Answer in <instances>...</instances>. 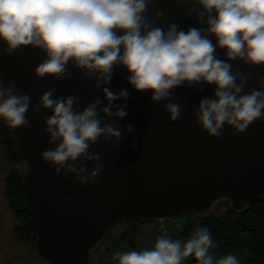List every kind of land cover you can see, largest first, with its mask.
I'll return each mask as SVG.
<instances>
[{
  "label": "clouds",
  "instance_id": "1",
  "mask_svg": "<svg viewBox=\"0 0 264 264\" xmlns=\"http://www.w3.org/2000/svg\"><path fill=\"white\" fill-rule=\"evenodd\" d=\"M153 0H0V45L12 54L21 47L38 49L44 58L35 67L37 78L54 80L71 76L68 67L83 70L85 78H95V88L104 97L93 100L82 110L75 95H54L45 91L31 105V96L20 94L15 83L0 79V120L10 128L26 127V113L50 110L44 121L48 143L41 159L59 173L65 169L80 177L81 183L94 178L101 166L87 175L85 167L74 163L81 158L99 160L90 153L92 145L103 137L120 138L122 132L105 118H123L124 105L114 101L129 96L127 88L118 93L107 85L114 68L122 66L126 80L138 92L150 90V100H168L173 89L211 85V96H204L193 113L195 123L208 137H220L223 129L244 132L252 122H264V79L245 92L249 75L233 69V62L246 66H264V0H191L202 27H166L154 23L147 12ZM163 13L157 11L155 18ZM223 49V58L218 56ZM203 91V87L198 88ZM169 118L181 116L178 103L165 105ZM132 131V125L127 126ZM218 247L211 231L197 225L186 240L173 239L161 232L154 245L142 249L116 251L117 264H184L194 258L196 264H240L235 254L217 257Z\"/></svg>",
  "mask_w": 264,
  "mask_h": 264
},
{
  "label": "water",
  "instance_id": "2",
  "mask_svg": "<svg viewBox=\"0 0 264 264\" xmlns=\"http://www.w3.org/2000/svg\"><path fill=\"white\" fill-rule=\"evenodd\" d=\"M191 6V0H153L147 15L164 27L173 22L185 30L202 27L189 11ZM157 11L163 13L159 18H155ZM3 47L0 79L5 85L15 83L20 94H29L32 106L50 88L56 89L57 96L75 95L80 110L96 99L102 101L101 108L106 103L101 89L93 86L95 78H85L83 70L69 66L67 79L37 78L34 69L44 58L40 50L25 46L6 55ZM223 51L218 49L221 58ZM233 69L249 75L245 92L264 79V66L234 61ZM127 75L122 66H116L109 84L101 85L115 93L128 89L126 99L113 102L124 105L127 115L105 118L122 136L101 137L90 147V153H99V160L74 162L86 168L82 175L101 166L86 183L65 169L55 173L41 159L43 151L55 147L44 131L50 110L33 111L30 106L26 127L7 125L25 165L21 185L36 223L34 249L51 264H88L106 233L121 220L204 215L222 199L230 201V208L242 210L264 199V122H252L239 134L225 128L220 137H208L193 113L201 98L211 96L213 86H181L172 90L168 100L153 102L150 90L141 93L128 85ZM167 103L180 104L179 119L169 118ZM128 125H132L131 132Z\"/></svg>",
  "mask_w": 264,
  "mask_h": 264
},
{
  "label": "trees",
  "instance_id": "3",
  "mask_svg": "<svg viewBox=\"0 0 264 264\" xmlns=\"http://www.w3.org/2000/svg\"><path fill=\"white\" fill-rule=\"evenodd\" d=\"M0 146L8 167L4 194L16 223L13 236L18 245L31 248L34 247L37 228L21 185L25 165L7 124L2 120H0ZM189 215L180 217V225L177 227L168 225L169 236L173 239L186 240L197 225L206 226L210 229L213 240L218 244L217 248L212 249L217 257L235 254L240 264H264V199L256 200L242 210L228 207L217 214L189 213ZM130 221L139 223L145 220ZM184 264H196V262L194 258L189 257Z\"/></svg>",
  "mask_w": 264,
  "mask_h": 264
},
{
  "label": "rangeland",
  "instance_id": "4",
  "mask_svg": "<svg viewBox=\"0 0 264 264\" xmlns=\"http://www.w3.org/2000/svg\"><path fill=\"white\" fill-rule=\"evenodd\" d=\"M7 172L8 167L0 146V264H51L41 259L34 247L20 246L15 242L13 229L16 223L4 194ZM230 206L229 200L222 199L213 204L209 213L217 214ZM186 216H190L189 213L184 215ZM158 230V220H146L139 223L121 220L106 233L97 249L93 251L88 264H117V261L112 258L116 251L151 247L159 235Z\"/></svg>",
  "mask_w": 264,
  "mask_h": 264
},
{
  "label": "built area",
  "instance_id": "5",
  "mask_svg": "<svg viewBox=\"0 0 264 264\" xmlns=\"http://www.w3.org/2000/svg\"><path fill=\"white\" fill-rule=\"evenodd\" d=\"M168 225H172V226L177 227L178 225H180V217L172 218L170 220H160L159 221V232H160V234L163 231H167V234L169 235Z\"/></svg>",
  "mask_w": 264,
  "mask_h": 264
}]
</instances>
